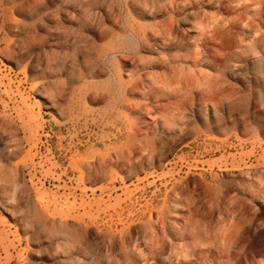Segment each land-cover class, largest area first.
<instances>
[{"label":"rangeland","instance_id":"obj_1","mask_svg":"<svg viewBox=\"0 0 264 264\" xmlns=\"http://www.w3.org/2000/svg\"><path fill=\"white\" fill-rule=\"evenodd\" d=\"M0 264H264V0H0Z\"/></svg>","mask_w":264,"mask_h":264},{"label":"bare ground","instance_id":"obj_2","mask_svg":"<svg viewBox=\"0 0 264 264\" xmlns=\"http://www.w3.org/2000/svg\"><path fill=\"white\" fill-rule=\"evenodd\" d=\"M215 25H216V24H215ZM217 26H218V25H217ZM217 29H218V27H217ZM227 30H228V32H229L231 29L228 28ZM226 33H227V31H226ZM214 34H215V33H214ZM226 35H227V34H226ZM228 36H229V35H228ZM225 41H228V38H227V40L225 39ZM224 43H226V42H223V44H224ZM259 201L262 202V200H259Z\"/></svg>","mask_w":264,"mask_h":264}]
</instances>
